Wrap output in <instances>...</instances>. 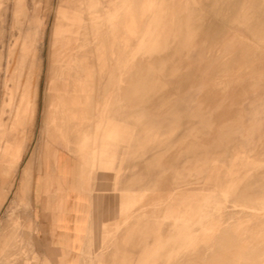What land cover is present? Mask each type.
Here are the masks:
<instances>
[{
  "label": "rangeland",
  "instance_id": "374dc122",
  "mask_svg": "<svg viewBox=\"0 0 264 264\" xmlns=\"http://www.w3.org/2000/svg\"><path fill=\"white\" fill-rule=\"evenodd\" d=\"M0 1V264H48L41 230L35 242L27 230L41 228L35 191L43 186L42 206L53 221L60 210L53 196L78 164L87 169L80 178L86 182L73 195L87 199L89 213L73 236L66 232L59 264H264V53L246 33L230 57L237 73L217 75L223 42L209 46L202 34L237 41L236 31L256 29L233 24L239 0H217V7L198 0L201 31L194 38L185 21L193 0H25L46 25L34 73L25 65L16 91L14 0ZM63 5L84 22L57 32L66 56L53 65ZM129 9L138 22L134 33L122 22ZM255 12L264 19V9ZM81 66L91 69L83 73ZM51 75L64 92L67 81L91 82L78 90L82 108H93L90 123L63 120L50 135ZM143 80L147 98L137 102L130 88ZM27 81L37 90L34 122L30 96L21 98ZM18 114L24 124L14 123ZM85 138L90 147L81 154ZM16 139L23 145H7ZM128 191H138L129 206ZM114 210L123 211L118 219ZM53 253L48 257L57 264Z\"/></svg>",
  "mask_w": 264,
  "mask_h": 264
},
{
  "label": "crops",
  "instance_id": "0c3cea01",
  "mask_svg": "<svg viewBox=\"0 0 264 264\" xmlns=\"http://www.w3.org/2000/svg\"><path fill=\"white\" fill-rule=\"evenodd\" d=\"M17 2V3H16ZM14 21L17 25V29L19 31V36L17 38V44L19 45V56L16 58V67L14 69L13 76L11 78L12 81V90L16 91L18 88V80L21 77V72L23 67L26 65L28 70V75H33V63L32 58L35 57L37 54L39 45L42 44L44 39V29H45V20L42 18V16L39 13L38 8H34L32 12L30 13L28 11L27 3L25 0H14ZM56 20L58 23H61V19H63V22L60 26L56 27V31H53V37H52V43H51V61L53 62V65L59 61V58L64 55L66 56L63 51L60 50V39L58 37L57 39V32H59V35L62 33L64 34V31L68 24H76L81 25L84 22V19H82V15L78 12H75L73 9L66 7L65 5L61 6L56 14ZM18 16V17H17ZM30 18V19H29ZM39 26V27H38ZM81 28V27H80ZM39 29V30H38ZM32 36V37H31ZM65 37V36H64ZM38 40V42H37ZM29 41V42H28ZM27 44V45H26ZM83 44V43H82ZM80 44L78 46V49L76 48V58L82 59L83 57L79 56L81 52V46ZM27 46V47H25ZM67 49L69 47H66ZM23 50V51H22ZM15 52V48H14ZM14 56V54H13ZM12 56V58H13ZM16 57V54H15ZM14 57V58H15ZM55 66H52V69ZM85 67L81 66L80 70L85 73L91 69V67ZM87 69V70H86ZM93 72L95 70L92 69ZM102 72H105V69H102ZM65 80L72 79L70 77L64 78ZM54 75H51L50 85H49V102L47 106V114L45 118V124L48 126V130L50 132V135L53 136V132L56 131V129L59 127V124H63V120H65V124H68L72 121H78L81 122V124H88L89 121L92 119L93 114V108H91L89 111L90 113H87L86 109L82 108L84 104L83 98L85 97L83 94L79 93L78 90L80 88L84 87L86 89L91 88V82H88L86 85L78 84L77 82H69L67 81L65 83L66 92L63 91V89L59 88L55 82ZM75 80V79H74ZM15 82V83H13ZM144 85V86H143ZM149 87V86H148ZM31 90V84L29 81H27V85L24 88L21 98L22 97H29L32 95V109L30 111L31 116H33L32 121H35L36 113H37V90L35 93L29 94V91ZM32 91V90H31ZM147 92V85L145 84V80L142 82H138L137 85L132 88H130V96L134 97L137 102L144 101L146 97ZM7 94H9L7 92ZM70 94V95H69ZM34 98V99H33ZM36 99V100H35ZM91 105L93 103L92 96L90 97ZM24 101V100H23ZM20 103V101H19ZM35 108V110H34ZM34 113V114H33ZM88 115V116H87ZM22 114L17 115V119L14 120L15 124H24L25 121L21 119ZM90 123V122H89ZM24 133L20 134V137H23ZM116 136L115 132H111L110 137ZM7 145H23L20 143L18 139L14 143H10L7 141ZM141 145L144 144V140ZM50 145L48 147V150H50ZM90 147L89 139H84L81 145V154H84L83 151ZM59 149L56 145H53V148L51 152L54 154L59 153ZM52 153V154H53ZM95 154V152H94ZM30 168V166H29ZM87 172V169L83 165H76V168L70 170L69 172H65L68 178H66V181L64 182V186L60 189V194H56L53 197V201L58 203V206L60 210L54 215L53 221L49 220V216L47 217V213L43 209L42 201H43V186L39 185L37 186V190L35 191L38 195V202L35 206V219L37 220V223L39 224V227H32L29 226L27 230H30V236L33 242H35L34 236L38 235L39 231L41 230V233L43 234V246L44 242L46 243L45 253L41 252V256L43 259H47L48 264H54L53 260H51L48 256H54L55 254L53 251H58L59 253L56 255V263L59 264L61 261L60 258V251H62L63 248V240L65 239V236L68 234V236H73L79 228L78 226L82 223V221L85 220L87 217L89 211H88V203L87 199H84V202L82 200H75V197L73 195L74 188L82 187L83 184L85 185L86 180L80 179L85 175ZM138 191H128L126 192V197L128 198V206H129V199H130V193ZM140 195H131L132 206H134V203H138ZM83 207V208H81ZM123 211H117L114 210L113 215L116 219H118L122 215ZM52 224L51 229L49 226ZM51 231V232H50ZM29 232V231H28ZM67 232V234H66ZM55 235L56 242L54 241V237L51 235Z\"/></svg>",
  "mask_w": 264,
  "mask_h": 264
},
{
  "label": "bare ground",
  "instance_id": "6f19581e",
  "mask_svg": "<svg viewBox=\"0 0 264 264\" xmlns=\"http://www.w3.org/2000/svg\"><path fill=\"white\" fill-rule=\"evenodd\" d=\"M1 2V1H0ZM14 2V1H13ZM17 3V2H16ZM135 3V2H134ZM141 4V3H140ZM219 5V2L217 0H215V7H217ZM235 5V10H236V14L233 16L232 18V22L234 25L236 26H240V27H256V29H243L241 33H239L238 31H236L235 36H237V41H234L232 39H230L229 41H227L225 39V35H223V33L214 36V34H210V31H203L202 34H205L204 37V43L207 45H215L214 43L218 42V41H222L223 45L222 46H218L217 47V53L222 56L221 59V63L219 66H217V69L215 71V73L218 74H226L228 76L226 77H231L233 75H235L237 73L238 70L233 69V67H230L229 62H230V57L232 55V53L234 52V49L236 47V44L239 40H244L247 39L246 37V33L248 35H251L256 47L258 48L259 52L260 50L264 53V19L258 18V12H255L256 9L258 10H262L264 9V0H239L237 3L234 4ZM202 4L200 1L198 0H193L192 4L190 5L189 9H188V15L186 18V23L188 25V33L190 35V37L194 38L198 33L199 29H196V23L197 22H201L200 19L198 20V17L196 16L197 14V10H199V8H201ZM134 8V7H133ZM172 8V7H171ZM178 8V7H177ZM127 11V10H126ZM178 11V9H177ZM127 16H129V20L125 21L122 20V22H125L126 26L128 27V30L131 33L135 32L136 26H137V21L134 20L133 16L131 14L130 9L126 12ZM175 14V13H174ZM18 17V16H17ZM30 19V18H29ZM122 25V24H121ZM256 25V26H254ZM39 27V26H38ZM182 27V26H181ZM228 29V28H226ZM230 29V28H229ZM39 30V29H38ZM231 30V29H230ZM133 35V34H132ZM32 37V36H31ZM189 37V36H188ZM131 39V37H129ZM190 41V40H189ZM29 42V41H28ZM38 42V40H37ZM175 42V41H174ZM188 42V41H187ZM190 44V42L188 43ZM27 45V44H26ZM183 45V44H182ZM187 45V44H186ZM103 46V45H102ZM185 46V45H184ZM188 46V45H187ZM186 46V47H187ZM27 47V46H25ZM23 51V50H22ZM90 52V51H89ZM88 52V53H89ZM258 52V53H259ZM87 54V53H86ZM180 54V53H179ZM234 54V53H233ZM243 54V53H240ZM88 55V54H87ZM257 56V55H256ZM259 57V56H258ZM256 60V59H255ZM255 62V61H254ZM89 68V67H88ZM87 68V69H88ZM86 69V70H87ZM237 69V68H236ZM93 72V71H92ZM255 75V74H254ZM261 76V75H260ZM264 75H262L263 77ZM214 77V76H213ZM163 80V79H162ZM158 83V81H157ZM165 83V82H164ZM156 84V83H155ZM161 84V83H160ZM144 86V85H143ZM157 86V85H156ZM165 88V87H164ZM158 90V89H157ZM32 93V91L30 90V94ZM70 95V94H69ZM29 98V97H28ZM31 100H32V95L30 96ZM147 98V97H146ZM34 99V98H33ZM28 100V99H27ZM36 100V99H35ZM29 101V100H28ZM27 101V102H28ZM147 101V100H146ZM30 103V102H29ZM34 104V103H33ZM28 109V108H27ZM35 110V108H34ZM32 112V111H31ZM34 114V113H33ZM33 117V116H32ZM33 119V118H32ZM155 140V138H154ZM155 142V141H154ZM262 147L259 148V150H261ZM252 159H254V157H252ZM257 165V164H256Z\"/></svg>",
  "mask_w": 264,
  "mask_h": 264
}]
</instances>
